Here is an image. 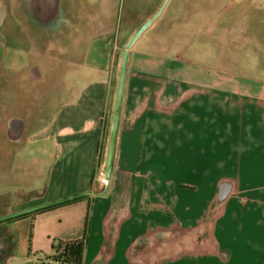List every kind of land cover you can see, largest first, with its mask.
Wrapping results in <instances>:
<instances>
[{
    "label": "crops",
    "instance_id": "0c3cea01",
    "mask_svg": "<svg viewBox=\"0 0 264 264\" xmlns=\"http://www.w3.org/2000/svg\"><path fill=\"white\" fill-rule=\"evenodd\" d=\"M195 2L202 9L195 21L182 15L187 3L146 32L153 26L169 30L176 22L196 25L195 56L200 61L177 60L169 51L155 54L139 49L144 34L130 51L114 166L107 184L97 180V171L106 165L112 92L122 60L118 40L126 38L121 24L131 8H73L74 26L50 51L34 53L47 62L51 73H61L64 84L45 106L50 118L45 119L43 112L35 128H28L26 117L0 109V142L18 147V153L10 156L9 169L26 174L23 153L31 143L36 145L35 168L25 181L3 179L0 236L8 247L2 264L41 262L32 256L36 251L32 244L27 254L17 251L10 228L17 219L10 217L76 196L82 197L58 208L70 210L73 222L65 232L49 238L83 239L81 264H264V85L236 81L232 66L238 61L230 52L241 43L245 59L254 55L253 46L264 49V0H214L210 6L205 0ZM206 7L213 9V15L205 19ZM208 34L212 37L209 53V40H204ZM111 41L107 51L103 45ZM15 55H10L4 70L0 99L20 90L21 81H30V65L20 81L15 77L21 72L13 66ZM191 55L188 50L184 57ZM210 55L211 65L205 63ZM225 62L230 67L223 69ZM243 63L250 65V60ZM44 71L39 66L35 84L43 80ZM248 87L256 89L253 96L232 90ZM30 88L39 91L37 85ZM16 124L23 127L19 140L12 133ZM6 166L0 148V172L6 173ZM40 169H44L42 177ZM223 181L231 182L233 190L218 207L215 198ZM214 210L215 218L207 227ZM205 226L211 232L206 243L209 251L203 250L202 239L165 240L188 231L202 234Z\"/></svg>",
    "mask_w": 264,
    "mask_h": 264
},
{
    "label": "rangeland",
    "instance_id": "374dc122",
    "mask_svg": "<svg viewBox=\"0 0 264 264\" xmlns=\"http://www.w3.org/2000/svg\"><path fill=\"white\" fill-rule=\"evenodd\" d=\"M190 1L187 4V8L185 14V18H187L189 21H195L194 19L198 15V12H200L202 9L198 8L196 6L195 0H188ZM206 2L208 1V5H211V2L214 0H205ZM226 0H220V2H224ZM84 9V8H81ZM3 8L0 7V16H2V11ZM157 9H155L156 11ZM203 16L204 18L211 17L213 15V9L211 7H206L205 10L203 11ZM74 17L76 13L73 14ZM152 15H154L152 9H141L140 11L137 12V9L131 8L130 11L128 9L127 14L125 13L122 19V24H121V30H126V38L124 39L119 38L118 40V47L120 48L119 53L120 58H122V53L124 52V47L128 40L130 39V36L133 35L134 31L142 25L147 19L151 18ZM201 15V14H200ZM264 17V15H262ZM76 19V18H75ZM74 19V20H75ZM77 20V19H76ZM84 18H82V21ZM138 20L141 21L140 24H138ZM159 23V22H157ZM85 25V24H83ZM14 32V30H12ZM84 31V29L82 30ZM195 32H196V25L192 24H187L186 26H182L179 22H176L171 26L169 30H163L159 29L158 26H153L148 32H145L142 38L141 44H139L136 47H139V49H150L153 51L155 54H163V52H171L173 56L177 58V60H186L191 63H195V61H200L201 58L198 56H195L196 53V47H197V40L195 38ZM121 35V34H120ZM121 37V36H120ZM129 38V39H128ZM192 38V41L190 42L189 46L182 48L186 45L187 40H190ZM211 34L205 35L204 40H209V49L207 50L211 52ZM201 41V40H200ZM46 43V42H45ZM10 44L12 45L13 48L19 47L21 49L22 53H16V55L13 57L14 59H17L18 57L21 58V62L16 66L17 69H21L19 73L15 77H17L18 81H20L19 76L22 73L24 74V71L27 69V65H32L34 63L39 64L40 68L44 71V78L42 81H39L37 84L35 82L31 81H21V88L20 90L26 92L28 89V96L29 97H21V95L18 93V90H15V93H12L10 96L6 98H1L0 99V109L3 111H6L11 116H22L26 117L28 120H26L27 126L30 129V127L35 128L37 125L36 123V118L40 117L43 112L46 111V117L45 119H49L51 116V113L48 111V106L47 104L51 101L52 96L54 97V91L57 89L58 86H62L64 84V79L61 77V73L59 72L53 74L50 72V68H48V64L45 60H39L35 59L34 55L39 53H42L43 51L40 49L39 46L36 45L35 40H32L31 37L25 36L22 39L17 40L15 37H11L10 39ZM199 45V43H198ZM226 45V43H225ZM170 46V48H169ZM103 47L108 51H110V48L112 47V41L109 43V45L106 43L103 45ZM200 47V46H199ZM237 48L232 47L230 52L234 55V59H236L238 62L235 64V75L234 79L236 81L239 80H253V81H261V83L264 85V49L262 48L261 50L259 48H255L254 46L252 47L251 51L254 54L252 58H245L244 59V48L242 47L241 43L237 44ZM201 48V47H200ZM44 50V49H43ZM189 52L192 53L191 56L184 57L186 53ZM206 51V49H205ZM226 53L228 52L225 50ZM35 53V54H34ZM21 55V56H20ZM211 55L207 57V61L205 63L211 62ZM225 59H227V55L224 56ZM232 58V57H231ZM250 60V65H245L243 62L246 60L247 62ZM19 60V59H18ZM227 61V60H226ZM17 63V62H16ZM228 63L225 62L224 65L221 66V68L226 69L227 67H230V65H226ZM245 65V66H244ZM229 73H233L232 71L229 70ZM205 76L208 74V72L203 73ZM119 75V72H118ZM210 75V74H208ZM212 76H215L212 74ZM207 77V76H206ZM232 78V79H233ZM26 80V78L24 79ZM118 81V80H117ZM4 85V70L2 69L1 72V82H0V90L3 89ZM37 85V88L39 91L35 90L34 88H30V86H35ZM116 88H117V83L114 86L113 92H112V105L110 108V118H109V126L107 128V134H106V139H105V146H106V155H107V149H108V144H109V136H110V129H111V121H112V115H113V108H114V101H115V95H116ZM232 90L235 91H242V94L245 95H252L255 94L256 89L255 88H245V89H238V88H233ZM24 94V93H23ZM38 97V99H37ZM66 98V97H64ZM51 105V104H50ZM50 107V106H49ZM51 108V107H50ZM46 109V110H45ZM35 147L33 143H31L28 147V151H25L23 153V158L26 159L27 163H24L26 165L27 173L30 174V170L32 168H35L34 162L35 159L34 157L36 156L35 154ZM0 148L2 150V155H3V161L7 165L6 166V173L0 172V192L5 189L4 187V176L8 180H18V178L24 180L26 179V174L22 173L19 174V171H16L15 169H9V164H10V156L13 151L18 153V147L17 146H12L9 142L3 143L0 142ZM105 155V156H106ZM22 158V160H24ZM106 158V157H105ZM31 159V160H30ZM35 170V169H34ZM25 167H24V170ZM44 173V169H40V177H42ZM5 178V179H6ZM41 178L38 177L37 180H40ZM25 181V180H24ZM14 187V186H13ZM12 187V188H13ZM8 188V185H7ZM11 190V189H10ZM63 209V208H60ZM65 209V208H64ZM70 210H64L59 212L58 211H51L47 216H43L40 218L37 216L36 218L28 217V218H23V219H17L15 220L11 225L10 228L12 229L13 232V237L14 241L17 244V251H23L24 253L27 254L29 252L30 244L36 249V251L32 252V256L35 257L36 259H42L46 256H51L53 251H52V246L56 241H52L49 236L51 234H58L61 232H65V229L68 227L69 224H71L74 220V214L72 212H69ZM216 210H214L213 215H210L207 224H209L207 227H210V224L212 223V220L215 218ZM205 226V229L203 230L202 234L200 232L196 233L194 231L190 232H182L178 234H173L165 240L168 242L175 243L176 240H186L188 242L196 239H202L205 241V247L203 250L209 251V247L206 246V243L208 240L210 241L211 239V232L210 228L208 229ZM201 235V236H199ZM52 236V235H51ZM169 245V243H168ZM189 245V244H188ZM1 264V261H0Z\"/></svg>",
    "mask_w": 264,
    "mask_h": 264
},
{
    "label": "flooded vegetation",
    "instance_id": "af4514ba",
    "mask_svg": "<svg viewBox=\"0 0 264 264\" xmlns=\"http://www.w3.org/2000/svg\"><path fill=\"white\" fill-rule=\"evenodd\" d=\"M189 2L188 0H0V7L3 8V14L0 16V82L2 69L5 70L9 66L10 55L22 53L19 47H12L10 44L11 37L19 40L29 35L42 51H50L53 43L74 26V13L71 10L73 8L89 7L90 5H110L125 9L134 7L157 8L152 17L162 9L156 20L158 21L169 18L176 8ZM34 57L37 61L41 59V57ZM21 58H13L15 68L19 66L17 64L19 61L21 62ZM39 76V65L36 63L30 65L28 69L29 80L35 82ZM18 91L21 97L27 95V92ZM17 128V124L14 125L12 133ZM0 238L3 239V250L0 252L2 255L8 247V242L3 236Z\"/></svg>",
    "mask_w": 264,
    "mask_h": 264
},
{
    "label": "water",
    "instance_id": "95a60500",
    "mask_svg": "<svg viewBox=\"0 0 264 264\" xmlns=\"http://www.w3.org/2000/svg\"><path fill=\"white\" fill-rule=\"evenodd\" d=\"M162 9L151 19L146 21L143 25H141L137 31L132 35V37L128 40L124 47V52L122 55L120 70H119V77L114 101V108H113V115L111 121V129H110V136H109V144L107 149V156H106V180L108 181L111 177L113 166H114V159L117 147V139H118V131H119V124H120V117L123 105V98H124V91H125V83H126V76L128 71V64H129V56L130 51L135 45V43L139 40V38L153 25V23L157 20L160 16ZM22 126L18 127L16 131L13 133L15 140H19L22 132ZM233 190V185L231 182L223 181L218 186V192L216 194V205L220 207L231 195ZM3 249V239L0 238V252Z\"/></svg>",
    "mask_w": 264,
    "mask_h": 264
},
{
    "label": "trees",
    "instance_id": "16d2710c",
    "mask_svg": "<svg viewBox=\"0 0 264 264\" xmlns=\"http://www.w3.org/2000/svg\"><path fill=\"white\" fill-rule=\"evenodd\" d=\"M81 197L82 196H76L49 205H45L30 212L12 216L8 220L25 218L27 216L35 218L39 214L51 212L63 206L73 204L77 202ZM84 244L85 243L83 239L69 242L57 241L52 246V255L42 258L39 264H81ZM6 256V253L0 255L1 264L3 263Z\"/></svg>",
    "mask_w": 264,
    "mask_h": 264
},
{
    "label": "built area",
    "instance_id": "2783aa9c",
    "mask_svg": "<svg viewBox=\"0 0 264 264\" xmlns=\"http://www.w3.org/2000/svg\"><path fill=\"white\" fill-rule=\"evenodd\" d=\"M97 180L103 184H107L108 181L106 180V169L105 165L101 166L97 171ZM51 263V262H50Z\"/></svg>",
    "mask_w": 264,
    "mask_h": 264
}]
</instances>
